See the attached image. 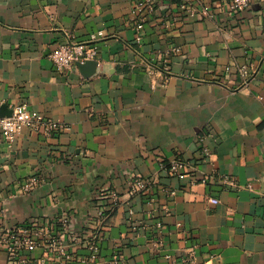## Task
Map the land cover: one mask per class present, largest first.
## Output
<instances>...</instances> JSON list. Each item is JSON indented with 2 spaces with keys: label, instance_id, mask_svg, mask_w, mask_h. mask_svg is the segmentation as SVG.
Instances as JSON below:
<instances>
[{
  "label": "crops",
  "instance_id": "1",
  "mask_svg": "<svg viewBox=\"0 0 264 264\" xmlns=\"http://www.w3.org/2000/svg\"><path fill=\"white\" fill-rule=\"evenodd\" d=\"M138 1L0 0V106L27 102L69 127L0 135V212L12 227L68 215L50 231L71 264H264V0L242 13L223 0L139 12ZM93 34L95 72H58L51 52ZM36 170L48 181L26 193ZM133 176L147 189L132 192ZM111 204L92 261L87 238ZM0 264L21 263L0 247Z\"/></svg>",
  "mask_w": 264,
  "mask_h": 264
},
{
  "label": "built area",
  "instance_id": "2",
  "mask_svg": "<svg viewBox=\"0 0 264 264\" xmlns=\"http://www.w3.org/2000/svg\"><path fill=\"white\" fill-rule=\"evenodd\" d=\"M226 7L233 13H242L249 8L251 0H223ZM146 8H154V0H139L136 3V9L142 12ZM210 6L204 5L201 8V13L209 14ZM192 15L196 11L191 12ZM145 18L142 17L137 23V40H142V31L145 29ZM98 36L91 35L88 41L74 42L68 41L61 44L58 48L51 52L55 68L58 72L71 70L76 66L77 61L85 62L86 60L96 59L99 54V48L96 44ZM180 49L174 47L173 51L178 52ZM240 73L244 78L250 77V72L247 67H241ZM23 127H28L36 131L44 132L47 135H52L54 132L66 130L68 125L62 122H57L43 113L38 112L29 107L27 102H21L15 105L10 116L0 115V135L9 143H14L17 139L20 130ZM199 139L204 141V136ZM204 152L208 153V149L204 148ZM187 166V162L177 158L169 163L171 171L177 175H182ZM48 181L47 175L39 170L34 171L23 184L22 188L26 193L34 191L37 187L45 184ZM148 181L139 176L131 178V191L140 192L147 189ZM115 201L117 197L114 196ZM213 203H218L217 198H211ZM113 205H103L98 207L94 223V228L90 237L87 238L86 248L89 250V259L97 260L102 240L101 230L107 223L108 213ZM62 225L64 229L69 228L70 217L62 215L61 217H53L51 219L35 220L30 224H19L14 227L8 225L0 212V247L5 249L13 259L21 264H30L31 255L39 247L45 248L43 258L37 264H45L51 259L50 264H71L73 254L69 251L60 237L51 233V228ZM187 261V260H186ZM172 264H175L173 262Z\"/></svg>",
  "mask_w": 264,
  "mask_h": 264
},
{
  "label": "water",
  "instance_id": "3",
  "mask_svg": "<svg viewBox=\"0 0 264 264\" xmlns=\"http://www.w3.org/2000/svg\"><path fill=\"white\" fill-rule=\"evenodd\" d=\"M76 66L80 68L81 72L84 75H89L95 72L98 62L96 60H86L85 62L77 61ZM13 112V109H9L6 104L0 106V115L1 116H10Z\"/></svg>",
  "mask_w": 264,
  "mask_h": 264
},
{
  "label": "trees",
  "instance_id": "4",
  "mask_svg": "<svg viewBox=\"0 0 264 264\" xmlns=\"http://www.w3.org/2000/svg\"><path fill=\"white\" fill-rule=\"evenodd\" d=\"M113 212H114V207H112L111 209H109V210L107 211V213H108V217H110V216L112 215Z\"/></svg>",
  "mask_w": 264,
  "mask_h": 264
}]
</instances>
